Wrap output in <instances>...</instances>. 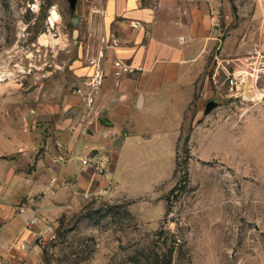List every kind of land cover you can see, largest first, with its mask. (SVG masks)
<instances>
[{
    "label": "rangeland",
    "instance_id": "1",
    "mask_svg": "<svg viewBox=\"0 0 264 264\" xmlns=\"http://www.w3.org/2000/svg\"><path fill=\"white\" fill-rule=\"evenodd\" d=\"M87 28L73 0H0V160H18L23 175L83 122L74 92ZM262 57H237L261 78L249 77L248 99L235 98L226 82L235 58L216 47L178 144L172 116L143 118L132 129L141 147L117 172L121 196L102 182L101 193L58 214L43 264H264Z\"/></svg>",
    "mask_w": 264,
    "mask_h": 264
},
{
    "label": "crops",
    "instance_id": "2",
    "mask_svg": "<svg viewBox=\"0 0 264 264\" xmlns=\"http://www.w3.org/2000/svg\"><path fill=\"white\" fill-rule=\"evenodd\" d=\"M75 1L91 37L81 51L87 59L79 61V87L91 82L100 65L105 68L97 116L89 117L77 96L83 122L65 132L55 153L34 161L33 173L21 174L13 158L0 160V264L44 262L39 234L91 184L102 183L93 181V169L83 167L80 158L93 150L107 153L111 163L105 182L121 196L117 172L126 152L141 147L134 145L142 142L132 129L140 130L143 118L172 116L169 130L178 132V144L185 113L216 47L225 61L254 49L264 52V0ZM116 58L134 71L116 77ZM54 177L69 185L51 186ZM32 217L38 223L29 228Z\"/></svg>",
    "mask_w": 264,
    "mask_h": 264
},
{
    "label": "built area",
    "instance_id": "3",
    "mask_svg": "<svg viewBox=\"0 0 264 264\" xmlns=\"http://www.w3.org/2000/svg\"><path fill=\"white\" fill-rule=\"evenodd\" d=\"M258 56V55H256ZM259 58V57H258ZM264 57H262L263 59ZM254 59L257 60V58L254 56L253 58H248L246 60ZM231 65L233 68L237 69L233 73H227V79L226 82L228 84L229 90L232 92L233 96L235 98H241L245 99L246 97V88L249 85V77L252 79V84L259 81L261 78V75L259 74L261 70H258L257 74H248L247 72L243 71L244 59L243 58H237L234 60H230ZM253 61V60H252ZM251 63V65L254 64ZM113 69L114 74L116 77H121L125 74H130L134 71L132 66L125 63L122 59L116 58V60L113 63ZM105 76V68H103L100 65V70L95 74L93 79L90 83L85 84L84 86L79 87L77 91L74 92V94L78 95L84 102L85 106L88 108L89 117L97 116V100L99 95L100 87L103 83V79ZM253 86V85H252ZM248 99V98H247ZM99 115V114H98ZM60 160H63L61 157ZM81 165L83 167H88L93 169L94 171V182L100 181L105 182L109 180V170H110V157L107 153L99 150H93L90 153L86 154L82 158H80ZM61 186H67L69 185L68 182L65 180L61 181L58 177H54L50 185L55 187L56 185ZM109 185H111L110 182H108ZM98 188H96L93 184L90 185V187L83 192V197L86 199L92 198L93 196L97 195ZM103 191V190H101ZM23 209H21V212ZM38 223V220L36 217H32L29 222V228H32L34 225ZM54 238V225L48 226L44 232H41L39 234V243L41 246H45L47 244V241ZM43 264V263H41Z\"/></svg>",
    "mask_w": 264,
    "mask_h": 264
},
{
    "label": "bare ground",
    "instance_id": "4",
    "mask_svg": "<svg viewBox=\"0 0 264 264\" xmlns=\"http://www.w3.org/2000/svg\"><path fill=\"white\" fill-rule=\"evenodd\" d=\"M58 18H59L58 13L54 11L51 16V22L54 23Z\"/></svg>",
    "mask_w": 264,
    "mask_h": 264
},
{
    "label": "water",
    "instance_id": "5",
    "mask_svg": "<svg viewBox=\"0 0 264 264\" xmlns=\"http://www.w3.org/2000/svg\"><path fill=\"white\" fill-rule=\"evenodd\" d=\"M73 1H75V0H73ZM214 107H215V103L214 102L209 103L208 107H207V111L210 112L211 110H213Z\"/></svg>",
    "mask_w": 264,
    "mask_h": 264
},
{
    "label": "trees",
    "instance_id": "6",
    "mask_svg": "<svg viewBox=\"0 0 264 264\" xmlns=\"http://www.w3.org/2000/svg\"><path fill=\"white\" fill-rule=\"evenodd\" d=\"M169 264H171V261L169 262Z\"/></svg>",
    "mask_w": 264,
    "mask_h": 264
}]
</instances>
